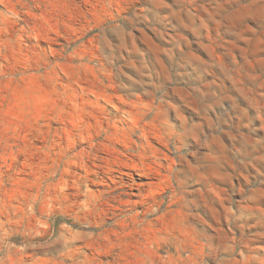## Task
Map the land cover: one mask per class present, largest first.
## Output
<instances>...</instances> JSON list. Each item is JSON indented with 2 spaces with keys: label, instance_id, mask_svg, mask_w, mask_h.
I'll list each match as a JSON object with an SVG mask.
<instances>
[{
  "label": "rangeland",
  "instance_id": "374dc122",
  "mask_svg": "<svg viewBox=\"0 0 264 264\" xmlns=\"http://www.w3.org/2000/svg\"><path fill=\"white\" fill-rule=\"evenodd\" d=\"M0 264H264V0H0Z\"/></svg>",
  "mask_w": 264,
  "mask_h": 264
}]
</instances>
